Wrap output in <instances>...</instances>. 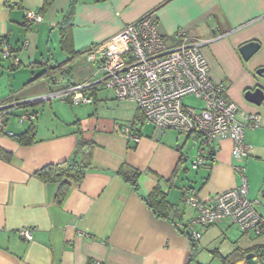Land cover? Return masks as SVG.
Returning <instances> with one entry per match:
<instances>
[{"label":"crops","instance_id":"0c3cea01","mask_svg":"<svg viewBox=\"0 0 264 264\" xmlns=\"http://www.w3.org/2000/svg\"><path fill=\"white\" fill-rule=\"evenodd\" d=\"M28 10L43 19L29 20ZM147 14L170 45L179 42L181 31L208 40L203 53L212 79L240 110L259 115V125L245 130L251 150L243 164L248 197L258 201L264 217V100L255 104L245 97L248 90H264L257 73L264 68V0H0V105L94 82L82 90L91 103L33 101L0 119V264H220L214 251L227 255L264 243L229 219L199 228L200 239L185 229L196 214L186 193L206 201L240 185L231 138H220L212 164L191 177L186 162L195 159L186 149L191 142L198 152L195 135L160 133L144 122L135 102L118 99L104 86L99 59L88 58L93 48ZM3 42L9 57L2 54ZM248 42L260 48L245 59L240 47ZM23 114L34 117L21 121ZM134 121L140 123L138 143L122 131ZM31 124L34 141L22 144L13 135ZM81 139L87 144L78 158L87 155L91 167L81 182H71L60 202V183L36 173L71 160ZM132 169L140 171L142 195L158 184L168 194L169 218L158 217L120 172ZM24 227L33 230L32 241L20 236Z\"/></svg>","mask_w":264,"mask_h":264},{"label":"built area","instance_id":"2783aa9c","mask_svg":"<svg viewBox=\"0 0 264 264\" xmlns=\"http://www.w3.org/2000/svg\"><path fill=\"white\" fill-rule=\"evenodd\" d=\"M26 16L29 20L43 19L37 10H28ZM177 37L179 42L168 44L159 31L156 19L147 14L126 24L118 34L93 48L87 56L99 59L104 86L112 89L118 99L135 102L143 121L152 124L158 132L174 130L181 135H198V155L192 164L194 169L212 164L215 143L225 136L231 138L236 161L234 169L240 175L241 183L206 201L186 193L185 200L196 211L186 225V231L194 239H200L202 232L199 228L229 219L242 232L261 235L264 233V217L256 209L258 201L248 197V180L243 164L251 150L245 142V130L249 126H258L260 117L240 110L235 102L227 100L224 87L212 79L210 65L203 53L208 40L192 37L185 31L179 32ZM2 54L10 56L6 42L2 43ZM14 63L18 65L19 59L16 58ZM93 85L91 81L35 100L1 104L0 119L4 120L21 104L33 101L60 97L74 103H91L92 97L82 93V90ZM188 95L202 99L204 105L197 108L185 104L183 100ZM33 117L32 114H23L20 120H31ZM122 131L136 143L142 138L139 121L125 124ZM18 232L28 241L34 239L31 228H20Z\"/></svg>","mask_w":264,"mask_h":264},{"label":"trees","instance_id":"16d2710c","mask_svg":"<svg viewBox=\"0 0 264 264\" xmlns=\"http://www.w3.org/2000/svg\"><path fill=\"white\" fill-rule=\"evenodd\" d=\"M13 136L22 144H30L34 141L35 127L31 124L26 131L19 135ZM86 144L87 142L84 139H81L71 160L59 164L45 166L36 173V175L43 181L60 183V188L57 195V199L60 202L63 201L67 195L71 187V182H81L91 167L87 155L86 157L82 155L81 159L78 158V155L84 152V147ZM0 153L4 152L0 150ZM211 154H213V151ZM120 172L126 179L132 182L136 191L140 193L139 187L137 185V177L140 175V171L132 169L130 170L131 174L124 171ZM141 196L158 217L169 218L171 204L168 200V194L163 191L160 184H158L149 195L144 196L141 194ZM263 235L264 233L255 236L260 237ZM251 253L254 254V257L259 264H264V243L255 244L247 249L236 247L231 253L227 255L219 254L216 251L213 252V254L220 259V264H237L239 261L247 259V256ZM95 264H97V262Z\"/></svg>","mask_w":264,"mask_h":264},{"label":"water","instance_id":"95a60500","mask_svg":"<svg viewBox=\"0 0 264 264\" xmlns=\"http://www.w3.org/2000/svg\"><path fill=\"white\" fill-rule=\"evenodd\" d=\"M260 48V45L257 42H248L240 47V52L245 59H249L254 55ZM257 73L264 77V68H259ZM245 97L248 101L260 104L264 100V90L260 87L254 90H248L245 94ZM195 139L198 140V135H195ZM264 196V193H263ZM248 264H254V254H249L247 256Z\"/></svg>","mask_w":264,"mask_h":264},{"label":"rangeland","instance_id":"374dc122","mask_svg":"<svg viewBox=\"0 0 264 264\" xmlns=\"http://www.w3.org/2000/svg\"><path fill=\"white\" fill-rule=\"evenodd\" d=\"M183 101H184L185 104L193 106V107H197V108H200V107H202L204 105V101L202 99L197 98L194 95L186 96ZM191 147H192V143L189 142L188 146H187V149H186V154L188 156H190V157L194 156V159H196L197 155H198V152H197V150L195 148L192 149ZM193 162L194 161H191V159L186 162L187 167L189 169V175L191 177L196 176V174H197L196 172L198 171V170L192 168L191 165L193 164ZM255 240H257V242H263L264 241V237H258Z\"/></svg>","mask_w":264,"mask_h":264}]
</instances>
